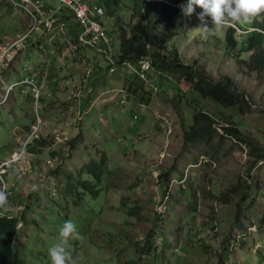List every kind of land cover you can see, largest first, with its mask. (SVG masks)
I'll list each match as a JSON object with an SVG mask.
<instances>
[{"label":"rangeland","instance_id":"374dc122","mask_svg":"<svg viewBox=\"0 0 264 264\" xmlns=\"http://www.w3.org/2000/svg\"><path fill=\"white\" fill-rule=\"evenodd\" d=\"M120 10L117 16L130 23L119 21V26L128 31L130 24L144 21L133 16L132 2L121 0ZM202 11L196 6L191 16L184 15L171 25L173 38L168 46L208 77H232L250 96L253 107L249 112L239 105L224 107L203 97L176 72L163 79L175 80L162 83L170 91L151 98L139 89V81L110 74L102 65H95L96 61L88 70L81 54L102 61L96 51L82 46L78 50L73 41L51 42V33L45 31L34 33L23 43L24 48L9 50L25 36L30 21L7 0H0V189L16 203L9 204L7 215L24 219L17 254L23 264H52L48 250L60 241L66 221L79 234L65 245L77 264H126L129 260L137 264H263L264 77L245 67L238 70L236 52L230 54L226 48L227 25L207 37L194 32ZM205 19L213 27L211 17ZM112 21L104 18L109 32L118 39ZM262 21V16H256L250 24L240 25L248 29ZM34 38L53 45L47 50L39 43L30 44ZM245 41L242 37L238 47L242 59L250 55L244 50ZM38 47L44 52L37 51ZM119 49L116 40L114 51ZM5 51H9L7 55ZM49 54L61 65L59 80L44 84L38 102L33 90L13 83ZM84 79L93 93L85 113L74 100V91L84 86ZM120 87L125 92L137 89L139 102L149 107L136 104L125 92L117 93ZM123 97L124 105L120 103ZM195 109L213 116L218 134L207 144L190 147L184 134L193 125ZM161 114L173 117L171 135L163 127L156 128ZM227 123L238 127L262 150L251 148L239 137L221 135ZM33 132L44 140L43 147L35 141L29 144ZM32 147L41 152H28ZM202 153L206 158L201 164L189 167ZM102 157H106V165L98 180L97 170L85 167ZM181 171L189 176L194 173L185 183L191 185L179 191L174 184L161 219L158 206L163 202L164 174L172 172L176 178ZM196 176L203 178V187L209 186L206 195L200 196L201 204ZM86 183L94 189L86 188ZM33 185L39 189L34 191ZM216 220L219 226H215ZM255 226L258 230L251 233Z\"/></svg>","mask_w":264,"mask_h":264},{"label":"clouds","instance_id":"9594fccd","mask_svg":"<svg viewBox=\"0 0 264 264\" xmlns=\"http://www.w3.org/2000/svg\"><path fill=\"white\" fill-rule=\"evenodd\" d=\"M7 1H8V4H10L12 7L19 9L30 21L25 36H23L22 38H18L11 45L9 50H14L17 47L24 48L25 46H23V43L28 41V39H30V37H33L34 33H39V32L45 31L46 33H51V39H50L51 42L55 41V43H59V41H62L65 43L66 42L70 43L71 41H73V42H75V44H76L75 46L78 50H80V48L78 46H82L83 48L92 49V50L96 51L100 55L102 61L97 59V57H95L94 60L88 59L86 56L81 54V58L84 60L85 64L88 65V67H87L88 70H91V68H92L90 66L92 61H96L95 65H102L110 74L119 73V74H122V76H125L127 78H130L132 74H135L136 80L139 81L143 85L142 89H144L145 90L144 92H147L149 94V96H151V98L155 97L156 94H162L163 92L168 93L170 91V90L163 89L162 83L165 81L170 82V81H175V80H163V79L171 77V75L169 73L170 71L159 68L154 63V60H153L151 53L140 55L137 60H130V59H121L120 58V54H119L120 49L118 52L114 51L115 41L118 40L120 42V40H119V38L115 39L114 38L115 36H113V34H111L109 32V30H108V28L104 22V18L107 15V11H106L104 5L102 4V2L100 0H80V1H83L87 4H89L92 8H94L96 6V7L103 10V14L98 15L97 20H98L99 24L106 31V34H107L108 39H109V44L107 46L102 45L101 47H91L89 45H84L78 41L77 34L80 32V27L75 21V14L72 10H68V7L60 0H47V3L50 4L53 8L58 9V16L61 17V20L66 24V27L61 31H58L55 25H53V27H51V28L46 27L45 18H40V22L38 23V25L34 26V21H33L32 16H30L22 8L16 6L12 0H7ZM17 1H20V0H17ZM145 1H151V2L157 3V2H161L162 0H145ZM55 3H59L60 5L57 6ZM173 6H175L177 8H181V12L185 16H191L195 11L196 6H199L200 8H202L203 11L198 14V19L200 20L201 23H200V26L194 28V32L196 34L204 36V37H207L208 35L215 34L217 31L221 30L225 25H227L229 28L234 27L235 29H237V31L240 34H242L243 37H246L249 33L253 32V31L262 32V30H260L261 28H259L261 23L253 25V27L248 28V29H245L240 24H250L256 16H262L263 11H264V0H184V1H178L176 4H173ZM206 17H211L213 27L209 28L207 26V20L205 19ZM237 23H239V25L242 28H239L236 25ZM116 29L117 28H115L114 31L116 33H118L119 29H117V30ZM116 33H115V35H116ZM118 35H119V33H118ZM42 42H43L42 38H34L30 44L34 45L35 43L36 44L39 43V46H42V47L46 48L47 50H49L48 48H50L53 45V44L45 45ZM101 43L102 42L100 41L99 44H101ZM168 45H169V43H168ZM169 49H170V51L176 50V49H172L171 47H169ZM149 50L153 51V48L149 47ZM37 51L44 52L39 47H38ZM170 51H167V54H169ZM8 52L9 51H5L4 55H7ZM179 57H180V55H179ZM40 59H41V61L39 62V64H37V66H35V65L30 66L29 72L26 73L24 78H22L20 81H18L16 83H13V84H15L16 87L27 86L30 90H33V92L36 94V97H37L36 100L38 102L41 99V94H42V91L45 87L44 84L45 83L47 84L51 81L54 82L53 84H56L57 81L59 80L58 73H59V70L61 69V65L57 64V62L54 59L53 54H49L48 56L44 57L43 59L42 58H40ZM180 59L185 64L192 65L191 63H186L181 57H180ZM97 61H99V62H97ZM147 62L149 63V68L145 67ZM237 66H238V63H237ZM89 67H91V68H89ZM192 68L197 73H199L200 75L207 76L203 73V70H201L196 64L192 65ZM238 70H240L239 67H238ZM25 71H28L26 69V67H25ZM240 71H242V70H240ZM88 73H91V72L88 71ZM224 76H227V75H224ZM208 78L215 80V81L222 79V78L214 79V78H211V76ZM122 81H124V80H122ZM128 81H131V80H128ZM186 81L191 86V88H193L190 81L189 80H186ZM82 82H83L84 86L80 87L74 91V100L78 105L79 111H82L85 113L84 110L87 108V103L91 100L93 93L91 91L90 82H88L87 79L82 80ZM82 82L80 85H82ZM120 88L121 89H118L119 91H117V93L120 94V93L125 92L122 87H120ZM170 88H171V86H170ZM123 94H124V96H130L132 99H135L136 104H141V105H145V106L149 107V104L146 105L142 101H141V103L139 102L140 97L137 95V92L135 93L133 91H128V92H125ZM247 96L250 100V96L249 95H247ZM115 99H116V97H115ZM137 101H138V103H137ZM125 102L126 101L123 97V99H121L120 103L122 105H124ZM150 103H152V101H150ZM224 107H227V106H224ZM229 107H237V105L236 106H229ZM252 107H253V103H252ZM197 112H205V113L209 114L206 111L195 109V114ZM246 112H249V111H246ZM195 114H194V117H195ZM209 115L213 118V116L211 114H209ZM169 116L170 115L161 114L159 116L160 127L157 126L156 128L158 130H160L163 127V129H166L169 132V134L171 135L172 134L173 117H169ZM134 118L136 119V118H138V116L134 115ZM213 120H214V118H213ZM215 121L216 120H214V123H213L214 131L212 134V139H213L215 134H218L217 128L214 127V124L216 123ZM80 123H81V119H79V124ZM191 127L189 129L185 130V133L187 131H189L191 129ZM231 127H235V126L233 124H229V123L224 125L222 128V131H221V133H222L221 135H227V136H231V137L235 136L234 134H232L230 131L227 130V128H231ZM236 128H238V127H236ZM36 138H38V135L34 133L31 136V143H29V144H32ZM184 139H185V134H184ZM185 141L188 144H190V147H191V144L198 143V142H193V141H187L186 139H185ZM210 141H211V139H210ZM209 142H201V143L207 144ZM201 155L202 156L198 157V161H196V163L191 162L188 166L193 168V167H197L199 164H201L202 159L206 158L204 153H202ZM204 161H207V160H204ZM173 172H177L176 168H174ZM192 175H194V173H191L189 176L188 174H185L184 172L181 171L178 175V177L180 179H178V177H176V178L172 177V172H168V173L166 172L164 174V177L166 180V182H165L166 185L163 188V197H162L163 202L161 203L160 206H158L159 214H160V216H162L161 219L164 218L165 213H166V209H168V207H167L168 200L172 197V195L174 193V188H175L174 184L176 183L179 186V191H181L182 189H185V188H189L190 187L189 185H191V184H189V183L185 184V183L190 182V177ZM196 177H197V179L200 180V183L199 182L196 183L199 185V188L197 189L196 192H197V197L199 199V203L201 204L200 196H202L203 194L206 195V191H207V189H209V186L203 187V178L201 176H196ZM38 189H39V185H33L34 191L38 190ZM176 191H175V193H176ZM8 207H9V205H8V201H7V193L5 190L0 189V210L6 211L8 209ZM215 226H219L218 220H216ZM254 229H255V231L258 230V228L255 226V227L250 229L251 233H253ZM59 235H60V241L58 243L52 245L48 250L52 264H77V260L72 257L71 253L66 251V247H65V245L67 244V241L70 237H72V238H78L79 237V234L76 232L75 225L71 221H66L65 224L63 225V227L60 229ZM244 235L245 236L242 235L243 239L246 238L247 234H244ZM263 264H264V262H263Z\"/></svg>","mask_w":264,"mask_h":264},{"label":"trees","instance_id":"16d2710c","mask_svg":"<svg viewBox=\"0 0 264 264\" xmlns=\"http://www.w3.org/2000/svg\"><path fill=\"white\" fill-rule=\"evenodd\" d=\"M104 5L108 19H113L112 27L118 28L119 40H120V58L137 60L140 55L151 53L154 63L161 69L168 70L170 72L180 73L189 80L192 87L200 92L204 97H211L223 106H241V109L246 112L252 108V103L249 100L247 94L241 91L232 77L224 76L220 80H212L207 76L197 73L190 64H185L179 57L178 51H170L168 43L173 37L171 31V25L178 19L184 17L181 12V8L173 6L178 1L184 0H162L153 4L154 2L145 0H122L124 2H132L135 11L133 16L135 18H142L143 22H137L130 24L128 29H124L119 26V21L124 25H128L129 22H124L117 16L120 10L121 0H100ZM123 10H120L121 12ZM263 21L260 24L262 32L253 31L249 33L245 38L247 41L244 43V50L250 51L248 59L240 58V52L238 47L240 40L243 37L237 29L230 27L225 35V43L227 51L231 54L236 52L235 57L238 58V67L243 70L244 67L250 72L256 73L258 76L264 77V11ZM239 28H242L239 23L236 24ZM162 26V28H160ZM258 28V27H257ZM149 47L153 48V51L149 50ZM167 51H170L167 54ZM131 81L136 80V75H131ZM139 89L143 88V85H138ZM134 89L133 92H137ZM214 120L205 112H197L194 117L193 126L189 131L185 133V139L193 142H209L212 139ZM239 139L247 142L251 148L261 151L262 149L255 143L254 140L245 138L241 131L236 127L227 128ZM35 142L39 146H44L45 142L41 138H36ZM41 152L36 148H29L28 152ZM261 158H264L263 156ZM106 157H102L100 162H91L85 168L89 171H93V167L97 170L94 171L98 180H100L102 173L104 172V162ZM96 163V164H94ZM89 164V163H88ZM92 166V167H89ZM86 188L94 189V186H89L88 183L84 185ZM7 201L10 202V198L7 197ZM12 206L16 205L13 202L8 203ZM7 215V211L0 210V264H23L18 257L19 247L18 240L20 229L24 228V219L20 220L17 216ZM24 218V217H23ZM20 224L22 226L20 227ZM126 264H137L136 260L126 261Z\"/></svg>","mask_w":264,"mask_h":264},{"label":"built area","instance_id":"2783aa9c","mask_svg":"<svg viewBox=\"0 0 264 264\" xmlns=\"http://www.w3.org/2000/svg\"><path fill=\"white\" fill-rule=\"evenodd\" d=\"M13 3L26 11L32 16L34 26L40 22V18H45V25L48 28L56 26L58 31L63 30L66 24L58 16V9L53 8L47 3V0H12ZM75 14V21L80 27V32L77 34L78 41L84 45L91 47L107 46L109 39L105 29L99 24L97 17L103 14V10L94 7L80 0H60ZM34 28V27H33ZM102 42L99 44V42ZM145 67L149 68L147 62Z\"/></svg>","mask_w":264,"mask_h":264},{"label":"crops","instance_id":"0c3cea01","mask_svg":"<svg viewBox=\"0 0 264 264\" xmlns=\"http://www.w3.org/2000/svg\"><path fill=\"white\" fill-rule=\"evenodd\" d=\"M109 103H110V102H109ZM110 106H111V105L109 104V105L106 107V110H107V108L110 107Z\"/></svg>","mask_w":264,"mask_h":264}]
</instances>
